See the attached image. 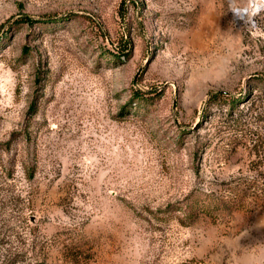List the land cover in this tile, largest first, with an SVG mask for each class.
<instances>
[{
    "label": "rangeland",
    "instance_id": "374dc122",
    "mask_svg": "<svg viewBox=\"0 0 264 264\" xmlns=\"http://www.w3.org/2000/svg\"><path fill=\"white\" fill-rule=\"evenodd\" d=\"M68 258L264 264V12L0 0V264Z\"/></svg>",
    "mask_w": 264,
    "mask_h": 264
},
{
    "label": "clouds",
    "instance_id": "9594fccd",
    "mask_svg": "<svg viewBox=\"0 0 264 264\" xmlns=\"http://www.w3.org/2000/svg\"><path fill=\"white\" fill-rule=\"evenodd\" d=\"M240 8L247 10L250 16L255 17L264 12V0H229L230 11L235 12Z\"/></svg>",
    "mask_w": 264,
    "mask_h": 264
},
{
    "label": "trees",
    "instance_id": "16d2710c",
    "mask_svg": "<svg viewBox=\"0 0 264 264\" xmlns=\"http://www.w3.org/2000/svg\"><path fill=\"white\" fill-rule=\"evenodd\" d=\"M27 22V20H26ZM72 258H68V262L74 264V260H71Z\"/></svg>",
    "mask_w": 264,
    "mask_h": 264
}]
</instances>
